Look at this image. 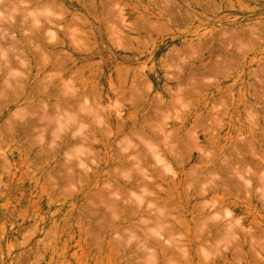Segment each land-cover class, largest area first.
<instances>
[{
	"label": "rangeland",
	"instance_id": "374dc122",
	"mask_svg": "<svg viewBox=\"0 0 264 264\" xmlns=\"http://www.w3.org/2000/svg\"><path fill=\"white\" fill-rule=\"evenodd\" d=\"M0 264H264V0H0Z\"/></svg>",
	"mask_w": 264,
	"mask_h": 264
},
{
	"label": "bare ground",
	"instance_id": "6f19581e",
	"mask_svg": "<svg viewBox=\"0 0 264 264\" xmlns=\"http://www.w3.org/2000/svg\"><path fill=\"white\" fill-rule=\"evenodd\" d=\"M3 63V62H2Z\"/></svg>",
	"mask_w": 264,
	"mask_h": 264
}]
</instances>
